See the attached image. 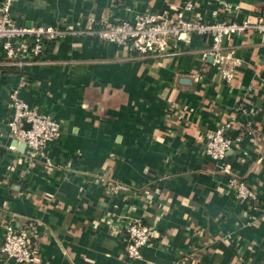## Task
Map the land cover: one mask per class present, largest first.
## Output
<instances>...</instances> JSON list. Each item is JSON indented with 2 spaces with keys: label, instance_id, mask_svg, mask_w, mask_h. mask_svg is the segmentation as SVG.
<instances>
[{
  "label": "crops",
  "instance_id": "crops-1",
  "mask_svg": "<svg viewBox=\"0 0 264 264\" xmlns=\"http://www.w3.org/2000/svg\"><path fill=\"white\" fill-rule=\"evenodd\" d=\"M186 0H15L19 24L73 29L46 42L22 70L0 60V247L4 226L33 221L42 264H264V34L223 39L225 81L208 35L142 56L86 32L92 23L174 9ZM207 21L259 20L264 0H191ZM2 0H0L1 5ZM190 14L191 17L195 16ZM22 53V49L20 48ZM0 58H3L0 51ZM187 80V81H184ZM24 83L21 87V84ZM59 123L44 158L10 149L8 103L14 88ZM233 119L239 137L224 162L205 153V133ZM224 166L230 168L228 173ZM243 178L256 192L241 202ZM109 181L124 189L107 190ZM142 217L156 236L140 259L106 219ZM0 264H21L4 258Z\"/></svg>",
  "mask_w": 264,
  "mask_h": 264
},
{
  "label": "built area",
  "instance_id": "built-area-1",
  "mask_svg": "<svg viewBox=\"0 0 264 264\" xmlns=\"http://www.w3.org/2000/svg\"><path fill=\"white\" fill-rule=\"evenodd\" d=\"M14 1L2 0L0 5V51L4 57L2 64L24 66L40 57L47 41L76 32L54 25L19 24L10 14V6ZM195 8V2L186 0L174 9H163L156 13L140 12L132 19L105 20L98 27L91 23L86 32L108 42L130 46L138 54L147 57L175 51L177 43L187 39L192 33L208 35L211 46L204 55H211L222 78L230 81L234 73L232 68L225 65L223 39L253 29L264 34V8L256 23L248 19L240 22L207 21L194 14ZM190 14L195 16L191 17ZM19 91V87L12 90L8 103L11 111L10 134L15 140L25 143V154L30 159L44 158L49 161L46 149L60 135L59 123L24 101ZM233 123V119L226 120L216 129L205 133L204 151L218 162H224L228 151L240 141L239 137H232L229 133ZM9 148L15 149V146L11 145ZM224 169L231 173L228 166H224ZM229 185L238 201H254L257 197L255 190L243 178L232 177ZM106 187L112 196L124 189L119 181H109ZM116 215V212H109L106 219L111 223L113 232L125 242L126 255L132 260L142 258L144 248L157 235L155 227L142 217L120 214L116 220ZM35 234L36 225L33 221L23 227H16L13 222L6 223L0 247L4 258L21 264H42ZM180 264L191 263L184 258L180 260Z\"/></svg>",
  "mask_w": 264,
  "mask_h": 264
},
{
  "label": "water",
  "instance_id": "water-1",
  "mask_svg": "<svg viewBox=\"0 0 264 264\" xmlns=\"http://www.w3.org/2000/svg\"><path fill=\"white\" fill-rule=\"evenodd\" d=\"M184 81H187V80H184ZM27 127V125H26ZM25 146V143L22 142V141H17L15 142V147L19 150V151H23V148Z\"/></svg>",
  "mask_w": 264,
  "mask_h": 264
},
{
  "label": "trees",
  "instance_id": "trees-1",
  "mask_svg": "<svg viewBox=\"0 0 264 264\" xmlns=\"http://www.w3.org/2000/svg\"><path fill=\"white\" fill-rule=\"evenodd\" d=\"M0 60H4L3 58H0ZM7 66V65H6ZM9 68L13 69V70H22V67L20 66H16V65H12V66H8Z\"/></svg>",
  "mask_w": 264,
  "mask_h": 264
}]
</instances>
